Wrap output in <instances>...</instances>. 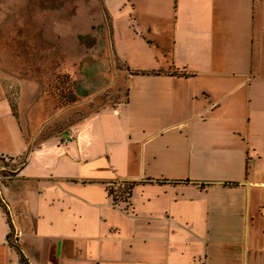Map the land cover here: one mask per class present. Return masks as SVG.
<instances>
[{"label":"crops","instance_id":"obj_1","mask_svg":"<svg viewBox=\"0 0 264 264\" xmlns=\"http://www.w3.org/2000/svg\"><path fill=\"white\" fill-rule=\"evenodd\" d=\"M95 4L128 95L0 145V264H264V0Z\"/></svg>","mask_w":264,"mask_h":264},{"label":"rangeland","instance_id":"obj_2","mask_svg":"<svg viewBox=\"0 0 264 264\" xmlns=\"http://www.w3.org/2000/svg\"><path fill=\"white\" fill-rule=\"evenodd\" d=\"M93 10L95 0H0V145L6 150L23 145L28 151L38 135L57 133L75 113L81 118L126 99V66L111 49L92 46L74 30L83 19L98 24ZM153 52L127 66L138 72L156 68ZM12 112L13 124L4 117ZM23 157L0 155V182L13 177Z\"/></svg>","mask_w":264,"mask_h":264},{"label":"trees","instance_id":"obj_3","mask_svg":"<svg viewBox=\"0 0 264 264\" xmlns=\"http://www.w3.org/2000/svg\"><path fill=\"white\" fill-rule=\"evenodd\" d=\"M181 74H182L183 76H186V75H187V74H183V73H181ZM71 77L75 79L76 76H75V75H72ZM74 79H73V80H74ZM66 105H67V104H66ZM68 105H69V104H68ZM11 158H12V157H11ZM23 159H24V160H23V162H22V165H23V163H25V161H26L25 158H23ZM14 173H16V172H14ZM129 188H130V187H129ZM130 189H132V187H131ZM130 193H131V190H130ZM10 237H12V236L10 235Z\"/></svg>","mask_w":264,"mask_h":264}]
</instances>
